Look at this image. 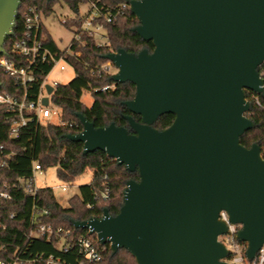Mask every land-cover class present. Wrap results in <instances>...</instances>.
I'll use <instances>...</instances> for the list:
<instances>
[{
	"label": "water",
	"instance_id": "water-1",
	"mask_svg": "<svg viewBox=\"0 0 264 264\" xmlns=\"http://www.w3.org/2000/svg\"><path fill=\"white\" fill-rule=\"evenodd\" d=\"M134 30L153 50L107 53L135 94L123 104L132 133L110 123L95 128L81 113L82 130L66 137L83 153L104 151L139 180H128L116 215L74 221L137 264H226L216 220L225 210L240 223L247 257L264 244V159L239 137L252 127L244 90L261 92L264 0H131ZM20 0H0V54L12 33ZM49 94L51 86L45 87ZM47 104V98H43ZM165 113L172 124L152 127Z\"/></svg>",
	"mask_w": 264,
	"mask_h": 264
},
{
	"label": "trees",
	"instance_id": "trees-1",
	"mask_svg": "<svg viewBox=\"0 0 264 264\" xmlns=\"http://www.w3.org/2000/svg\"><path fill=\"white\" fill-rule=\"evenodd\" d=\"M89 0H20L12 33L6 37L3 48L5 55L18 64L26 65L22 59L11 52L13 41L23 31L22 13L27 6H36L43 17L54 12V6H66L75 16L79 7ZM97 6L115 11V8L127 4L131 0H93ZM68 18V17H67ZM138 20L131 9L126 6L113 17L111 22H104L108 42L96 45L91 38L81 37L83 44L74 42L72 50L80 51L78 57L69 60L75 70V77L67 84H58L51 94V101L59 109V122L53 123L47 119L29 120L20 130L17 137H11L9 126L16 116L13 111H7L0 105V193L6 192L8 198L0 195V259L8 262L14 252L25 250L27 255L53 254L64 260L65 264H77L76 250L61 251L51 242L42 238L25 241L23 232L30 227L29 213L33 202L49 211V215L41 220L53 226H61L69 230L73 236L85 235L90 237L98 246L101 253L99 264H137L134 256L126 249L112 250L108 242H98L94 233L88 229L76 228L74 221L87 220L91 217H101L103 210L116 215L123 204L122 191L128 180H139L138 171H128L124 165L108 156L104 151L95 150L83 153V144L69 140L68 134H77L82 125L77 117L81 113L95 128L108 126H124L132 133L124 115H131L136 121L141 118L131 113L123 104L131 100L135 94V85L130 81L115 82L111 73H106L96 66L104 63L107 53L124 49L128 53L137 54L142 49L153 50L151 41L143 40L134 30ZM72 32L77 31V20H69L63 24ZM43 40L52 51L62 52L56 41L49 34L46 26L42 25ZM49 66L36 70L34 80L26 89L29 100L35 99L42 79L49 72ZM257 71L263 80V90L259 93L244 90V96L249 103L245 116L252 122V127L240 137L239 143L250 148L257 144L264 158V61ZM109 86L102 90V87ZM0 92L20 95L23 90L16 86L11 76L0 69ZM84 92L92 97L89 105L81 101ZM28 115V114H26ZM174 120V114L160 115L152 124L157 130L169 127ZM4 162V164H2ZM37 163L41 169L56 167L59 180L74 184L86 171L92 172L90 182L78 186V191L68 198L66 206L59 203L50 187H38L34 196L24 192L18 184L19 178L31 175L32 164ZM107 191L106 198L102 192ZM11 215H13L11 217ZM19 246V248L17 247ZM36 264H42L40 262Z\"/></svg>",
	"mask_w": 264,
	"mask_h": 264
},
{
	"label": "built area",
	"instance_id": "built-area-1",
	"mask_svg": "<svg viewBox=\"0 0 264 264\" xmlns=\"http://www.w3.org/2000/svg\"><path fill=\"white\" fill-rule=\"evenodd\" d=\"M128 6L130 3L122 4L110 11L107 8L97 6L96 2L89 0L87 3L79 7L77 16L68 17L61 20L64 24L67 19L77 20L79 27L73 32L72 39L65 47H60L62 52L52 51L45 45L43 40L42 25L44 17L36 6H27L22 13L23 31L13 41L11 52L18 55L22 59H26L27 64H18L15 60L7 57L5 52L0 54V69L5 74L11 76L13 82L23 92L20 95H11L7 92H0V105L9 112L13 111L15 117L9 126V134L11 137H17L23 126L29 120L37 119L43 121L51 115L57 114L59 117V109L55 106V110L48 106L51 94L55 87L59 84L53 82L51 85V93H47L45 87L46 76L42 79L38 93L35 99L29 100L26 96L28 85L34 80L36 70H42L45 66H49L50 70L53 66L58 65L60 69H64L65 65H71L69 58L78 57L80 51L72 50L71 46L74 42L83 44L82 36L91 38L96 45H104L108 42V37L104 29V22H111L113 17L120 13L121 8ZM114 64L106 60L104 63L96 66L106 73H110ZM73 67V66H72ZM49 70V71H50ZM109 86L102 87V90ZM43 98H47V104H43ZM28 114V115H26ZM4 164V162L2 163ZM42 169L37 163L32 164L31 175L27 178H19L18 184L24 192L34 196L38 187L34 185V173L40 172ZM62 190L66 189V185H60ZM52 189V188H51ZM4 198H8L6 192L0 193ZM108 192H102V197L106 198ZM49 215V211L39 207L33 202L30 213V227L27 232H23L25 241L33 238H42L52 243L58 250L67 252L76 250L78 256L77 264H99L101 261V253L96 243L88 236H73L69 230L61 226H53L50 223L42 222V218ZM13 215H11L12 217ZM102 216V215H101ZM100 218V217H96ZM216 220L223 226V232L217 236V241L223 246L225 255L221 259L226 264H264V244L255 252L253 258L247 257L246 241H243L239 234L242 230L240 223L233 222L225 210H220ZM97 239V238H96ZM98 242H100L97 239ZM19 248V246H17ZM65 264L64 260L53 254H36L34 257L27 255L25 250L14 252L12 258L6 262L0 259V264Z\"/></svg>",
	"mask_w": 264,
	"mask_h": 264
},
{
	"label": "rangeland",
	"instance_id": "rangeland-1",
	"mask_svg": "<svg viewBox=\"0 0 264 264\" xmlns=\"http://www.w3.org/2000/svg\"><path fill=\"white\" fill-rule=\"evenodd\" d=\"M74 15L75 13L66 6H60L57 4L54 6V12L44 18V25L59 47H65L68 45L73 35L72 30L64 26L61 23V20ZM64 65V69H60L59 64L51 68L46 76L45 85L49 86L53 82L67 84L75 77L74 68L71 65ZM117 71L118 68L113 66L110 73L114 75ZM81 101L84 104L89 105L92 102V97L88 92H84L81 96ZM48 106L55 110V106L51 100L48 102ZM47 120L53 123H58L59 117L57 114H53ZM260 155L263 157L261 153ZM33 176L35 187L47 186L52 188V192L56 200L62 205L66 206L68 203V198L77 193L78 186L90 182L92 178V172L86 171L75 181L74 184H69L59 180L56 173V167L42 169L40 172H35ZM60 185H66V189L62 190Z\"/></svg>",
	"mask_w": 264,
	"mask_h": 264
}]
</instances>
